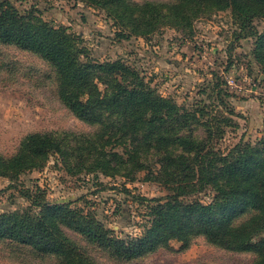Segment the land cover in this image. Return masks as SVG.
I'll return each mask as SVG.
<instances>
[{"label": "trees", "instance_id": "trees-1", "mask_svg": "<svg viewBox=\"0 0 264 264\" xmlns=\"http://www.w3.org/2000/svg\"><path fill=\"white\" fill-rule=\"evenodd\" d=\"M105 10L122 28L121 39L146 38L164 26L181 30L217 11L231 10L243 33L258 36L255 54L264 69V34L255 25L264 19V0H79ZM0 42L30 51L55 73L57 94L93 132H32L11 156L0 154V176L10 187L28 171L42 169L58 155L71 174L101 173L135 180L146 171L163 183L166 197L137 200L146 204L150 225L141 236L119 235L74 201L50 202L45 191L18 189L36 212L0 213V242L12 241L57 264H97L65 231L69 228L118 261H133L181 242L186 250L198 237L234 252L256 255L264 264V138L253 144L242 137L227 150L217 146L227 116L202 120L204 109H189L164 97L140 71L122 60L91 59L83 39L64 26L55 27L32 11L23 13L0 0ZM225 112L234 114L223 97ZM223 123V127L222 124ZM204 129L205 135L199 134ZM212 188L211 202L186 198Z\"/></svg>", "mask_w": 264, "mask_h": 264}, {"label": "rangeland", "instance_id": "rangeland-1", "mask_svg": "<svg viewBox=\"0 0 264 264\" xmlns=\"http://www.w3.org/2000/svg\"><path fill=\"white\" fill-rule=\"evenodd\" d=\"M10 1L23 13L32 11L55 27L64 26L80 36L91 59L122 60L137 68L164 97L189 109H204L202 120L229 117L232 122L226 126L224 137L215 140L223 150L242 137L253 144L264 138V69L255 54L258 36L238 37L243 32L231 10L202 16L189 29L164 26L146 38L133 35L121 39L117 33L122 28L105 10L79 0ZM255 25L264 34V19H256ZM220 89L234 114L222 108ZM63 130L89 133L96 127L63 105L54 70L47 61L0 42V154L13 155L29 133ZM199 134L205 135L203 128ZM10 183L0 176V213L36 212L38 209L18 189L38 192L37 187H41L50 202L73 200V207L92 212L117 234L134 237L144 233L151 219L148 207L137 197L160 198L171 192L163 183L149 180L146 171L138 173L135 180L101 173L71 174L58 155H51L44 168L21 175L14 183L18 189ZM213 196V189L207 188L186 200L208 203ZM64 229L97 264H251L256 258L251 252L212 245L201 236L186 250L173 240L170 247L137 260L118 261L77 232ZM0 264H57V260L5 241L0 242Z\"/></svg>", "mask_w": 264, "mask_h": 264}]
</instances>
